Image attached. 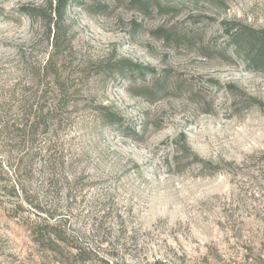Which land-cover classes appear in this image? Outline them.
Listing matches in <instances>:
<instances>
[{"label": "rangeland", "instance_id": "rangeland-1", "mask_svg": "<svg viewBox=\"0 0 264 264\" xmlns=\"http://www.w3.org/2000/svg\"><path fill=\"white\" fill-rule=\"evenodd\" d=\"M241 28L264 0H0V84L67 112L32 188L64 241L0 196V264H259L264 61Z\"/></svg>", "mask_w": 264, "mask_h": 264}, {"label": "trees", "instance_id": "trees-1", "mask_svg": "<svg viewBox=\"0 0 264 264\" xmlns=\"http://www.w3.org/2000/svg\"><path fill=\"white\" fill-rule=\"evenodd\" d=\"M232 32H235L232 36L233 41L240 44L242 54L251 56L254 54L256 59L264 61V29L241 28ZM40 85L41 81L38 82V90ZM32 88L34 87L22 83L0 84V196L3 197V201L14 205L15 210L24 209L25 206L29 208L30 213L44 221L33 231L39 244L58 246L64 241L66 232L52 225L55 221L53 216L42 217L40 213H49V210H46L49 206L48 202L45 206L42 205L39 201V193L32 188L36 175L42 179L43 186L53 187L54 182L47 180L50 176L57 175L62 165L59 160L57 163L53 159L56 145L51 144L55 137L52 131H55L60 115L67 112L63 110L61 102L49 106L53 98L31 92ZM19 90L24 92L23 98ZM97 113L96 123L98 121L99 125L110 123V120L100 116L101 111ZM4 157L8 158L6 162L3 161ZM262 159L264 161V158ZM37 163L41 166H37ZM75 197L73 196L74 199ZM48 249L57 253L53 248ZM85 256L86 252L82 248H77L74 258L82 260ZM259 261V264H264L263 256H260ZM104 263L109 264L106 261Z\"/></svg>", "mask_w": 264, "mask_h": 264}]
</instances>
